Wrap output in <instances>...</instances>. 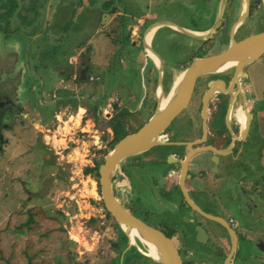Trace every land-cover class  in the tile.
<instances>
[{
    "label": "flooded vegetation",
    "instance_id": "1",
    "mask_svg": "<svg viewBox=\"0 0 264 264\" xmlns=\"http://www.w3.org/2000/svg\"><path fill=\"white\" fill-rule=\"evenodd\" d=\"M244 2V0H226L218 28L210 37L194 38L200 41L195 44L196 52L200 53L199 51L205 50V53L198 55L216 53L217 50L221 51L228 46L230 28L242 11ZM248 2V14L234 33L236 40L247 36L237 39L238 32L246 31L250 25L264 18V0H248ZM216 5L218 14L219 2ZM28 6V0H0V49L7 37V33L3 34V32L10 30L11 25H16L14 23L17 17L15 13L18 11L19 17L24 15L25 22L28 21ZM209 7L213 8V3L210 1ZM8 35L14 36L13 33ZM128 38L130 39V31ZM30 42L31 39L23 48V51L26 48L27 51L22 52V55L21 51L6 49L5 54L12 59L7 63L8 66L5 69H8L6 70L3 69L1 62L4 57H0V191L2 192L0 195L3 198L12 197L13 201L19 199L18 196L21 193H24L21 201H28L30 197L28 186L31 185L29 179L37 173L42 183L46 180L45 184L47 183L48 186L45 187V184L44 188L40 186L38 191L31 193L32 198L41 197V195L37 196L41 194L39 192L49 190L50 183L57 179V174L55 176L51 172L59 166L60 146H62L57 139L59 122L64 123L63 114L60 111L63 94H59L63 89L64 77L59 60L61 48L58 45L46 43L35 47L41 51L43 70L52 71L54 79L57 80L59 86H62L53 94L50 93L49 97L48 93L42 91L40 100L46 106V110L40 112L31 97L35 86L28 85V79H25V74H30L28 73ZM39 51L35 52L38 58L40 57L38 56ZM147 51L151 52L149 48ZM196 55L193 58L198 56ZM80 58L78 56V62ZM53 59H56V62H53ZM154 60L156 61L155 58ZM71 66H75L73 60H70L68 66L64 67L65 71ZM175 66L174 70L169 73L167 70L163 71L165 65L162 66V76L168 73L166 78L164 76L165 86L162 85L164 95L170 88L167 84L185 67L178 65L176 68ZM181 66L182 68L179 69ZM84 68L85 66H81L74 73L73 81L81 79ZM242 71L246 75L236 72L235 67L230 66L218 73L199 79L188 107L164 131L161 144L122 160L112 176L113 193L119 203L134 216L171 238L182 264H264V222L261 223L264 221V196H260V193L264 194V138L261 124L264 121L261 114V108H264V53L244 66ZM154 72V74L158 72L157 68ZM217 79L223 82L226 91L220 88L212 94L207 102L206 115L203 117L202 95L210 87V82ZM157 82L158 76L154 78L153 91L157 88ZM69 95L71 96L68 99L69 103L75 104L74 94ZM113 95L114 93L108 96L106 92L100 99L104 98L103 101L106 102ZM117 99L111 102V106L115 104V108L120 107L115 109L120 112L112 115L111 120H114L118 113L119 115L124 113L125 106L122 103L118 106ZM149 100L155 103L156 99L150 98ZM231 100L233 105L228 114ZM51 105H55L56 109L50 112L48 110ZM247 113L250 115L248 122ZM123 116L125 117L121 124H124L123 127L128 124L126 129H121L123 132L125 129V134L132 132L130 131L132 123L140 126L136 120H132V117L127 118L125 114ZM114 137L115 131L113 130L112 139ZM188 142H191L190 146ZM67 147L68 144H65L62 150ZM187 155L184 167L183 161ZM37 158L40 161L36 160ZM35 164L36 168L33 167ZM229 183L232 187H236L242 195L238 202L240 203L238 217L231 215L222 202L234 201L237 198ZM12 190L18 196H15ZM189 201H192L196 207L192 206ZM209 201H216L214 203L216 206L218 204L219 212L211 210ZM103 210V223L108 222L106 232L109 231L110 236L113 237L110 238L105 233L100 234L102 239H98L94 253L86 256L87 258H85L86 251L74 249L75 252L71 253L73 249L68 245L69 238L76 236L65 231L62 227L64 225L60 223L66 235L69 234V237L66 236L68 243L66 254L70 263L75 258V253H81V257H84L78 260H82L79 262L83 264L88 258V264H162L152 259L148 254L149 249L146 244L136 236H134V242H131L104 206ZM221 211L224 213H220ZM17 212L21 217L23 213L28 212V209ZM183 217L186 218V222L182 224L180 219ZM244 217L250 220V224L244 222ZM67 218V216L64 217V221ZM178 221L181 222L180 227L176 226ZM169 223H173V229L169 228ZM57 233L62 232L56 230L47 234ZM10 234L16 238L14 242L25 243L29 237L34 245L50 243L53 246V242L49 241L48 237L46 239L44 236L46 233L43 231L37 233L32 230H19L12 231ZM1 235L6 234L2 231ZM104 242L106 245L100 246ZM188 245L203 248L205 261L199 260L195 248L188 247ZM21 246V244L14 245L16 250L21 249ZM183 251H185L184 255ZM62 253L61 251L60 255ZM21 254L24 252L15 254V259L19 263H22ZM43 258H49L46 260L47 263L58 262L55 254L53 256L49 253H42L34 259L33 263ZM98 260L102 262H96ZM0 263H3L1 257ZM24 263L32 264L28 257Z\"/></svg>",
    "mask_w": 264,
    "mask_h": 264
},
{
    "label": "rangeland",
    "instance_id": "2",
    "mask_svg": "<svg viewBox=\"0 0 264 264\" xmlns=\"http://www.w3.org/2000/svg\"><path fill=\"white\" fill-rule=\"evenodd\" d=\"M209 1L210 3H213V8L209 7ZM218 2L219 0H162L159 4L155 5L154 10L156 11V14L154 15V17L147 21L146 27L152 22L157 21L158 18H165L171 19L185 26L196 28H210L215 23V17H217L216 4H218ZM204 11L208 14H211V17L208 19L202 17ZM28 17H30V15H28ZM16 21H14V23ZM96 22L98 21L96 20ZM92 24L93 23H91V25ZM95 26L96 25L88 26V30L76 31L74 33V37H83L85 34H89L94 30ZM262 30H264L263 17L262 20L261 18L258 20V23L250 25L246 31L238 32L236 34V38L239 39L245 35L256 33ZM8 31L3 32V34L7 33V37L5 38L6 41L3 43V46L0 49V57H4L1 61L3 64V69L8 66V62L12 61V59L5 54V52L7 51L6 49L10 51L14 50L16 52L21 51V55L22 52L26 53L27 48L24 49V51L23 48L28 43V21L25 22V19L22 20V18H20L19 23H17L16 25H11V28ZM129 31L130 29L128 27L127 31L123 29L122 31L118 32V35H116V38L113 40L112 46L106 45L104 49L103 47L101 48L103 51L110 50V53L108 54V60H110L109 63L104 64L105 69L102 67L100 69L102 71L101 73L105 74V80L107 82L105 90L107 91L108 96L110 94H113L114 92H117V94L120 95L122 104H124L125 106L123 110L124 113L120 115L118 113L117 117L114 118V120L110 119L112 115L114 116L115 113L120 112L119 110H115L120 107L113 109V107L111 106V102H113V100L120 98L117 95L116 97L112 96L113 98L110 97V99L107 100V104L105 107L106 109L104 110H101L104 98L98 100V107H100V112L96 111V108H94L95 106L89 99L86 98L82 100V98L78 99V97L74 101L75 104L73 103L67 106V111L64 112V110L60 109L61 113H64H62L64 123L59 122L60 125L57 127V139H59L58 142L62 143V146H60L61 150L59 155V166L51 172L55 176L57 174V181L54 180L53 183L51 182V187L46 192H39L41 194H38L37 196L41 195V197H33L31 201H21L24 197V193H21L18 196V194L13 190L12 192L14 193V195L19 197V199H16V201L11 200L13 199L12 197L3 198L0 195V232L4 231L6 236H9L10 234V231L7 230V221L9 219V214H11L12 212H16L17 214L14 215L15 219H25L27 215L23 213L22 215L24 216L22 217L21 215L20 217L17 211H26L27 209H31L33 207L43 208L47 214V217H52L60 220V223L64 225L62 226L63 229L67 232H70V234L73 233L72 235L76 236H72V238H69L70 242L69 244L67 243L73 249L71 250L72 254L73 252H75L74 249L86 251L87 254H85V258H87L89 255L94 253L95 246L98 244V239H102V237H100V234L105 233V235H107L108 237L110 236V232H106V229H108V222H106V224L103 223L104 218L102 217L104 216V210L102 203L100 202L97 176L93 173L84 174V169L99 162L100 155L103 150H110L112 131L115 127L120 126V129L122 130L123 128L126 129V127H128V124L126 125V127H123L124 124H121L124 121V114L127 116V118H131L136 112H131L130 109H133L135 106L137 107L138 103H140L141 101L142 104L137 110V114H144V116H141V118L137 117L135 119L141 125L145 122L149 114L155 108V103L149 100L150 98H153V96L151 94L145 95L144 93L145 89L143 86V81L147 78V64L144 63L141 58L139 59L140 52L144 50V44L140 43L139 46H135L133 42L128 38ZM9 33H13L14 36H9ZM164 35L165 34H161V31H159L154 40L153 49L161 58L173 61L174 65H176V68L178 67V65H188V63L191 62L192 59H194L193 56L195 54L198 55L205 53V50L199 51L200 53L196 52L195 44L199 43V40H195L194 38L192 39V37L187 36L181 32L176 33L177 37L175 39L172 36H169L168 39H165ZM20 42L22 45L20 44ZM225 44L226 43H224V45ZM96 49H100V47L96 46ZM218 51H220V49L217 50V52ZM30 52H36V48L34 47V45H32ZM138 53L139 56H137ZM29 64L30 67L28 65V73L30 74L28 75L26 73L25 79H28V85L35 86V90L31 96L32 101L37 105L40 112H45L46 106L41 103L40 94L42 93V91L48 93L51 90L58 89L59 84L53 76L49 75L46 69L43 70V62L41 61V59L36 57V54L33 56L30 55ZM142 65H144L145 68L144 72H141ZM182 66L179 67V69L182 68ZM98 68H100V63H97L96 70ZM63 80L66 81L67 77H63ZM80 80V82L84 81V79L82 78ZM83 87L80 89L81 92L79 94L86 96ZM62 92H65V90L61 91L60 93ZM73 93L74 91L71 90V93L68 92L66 95ZM50 95L51 94L48 93L47 96L49 97ZM79 106L85 109V113L81 115V117L79 116V114L77 115ZM53 109H56L55 105L49 106L48 111L51 112V110ZM94 123L95 126H93ZM130 127V131H133V126L131 125ZM64 141L65 143L63 144ZM61 143L59 144L61 145ZM65 144H68V147L62 150ZM36 160L40 161L39 158H37ZM33 167L36 168V164L33 165ZM29 181L31 184L28 186L29 189H40V186L44 188V184L46 182L45 180L42 183V180L38 173L32 176ZM230 186L231 188H233L232 190L236 194L237 198L234 201L222 202L225 204L231 215L238 217V205L240 204H238V202L240 201L242 195L236 187H232L231 184ZM1 193L2 192L0 191V194ZM260 196L263 197L264 194L260 193ZM214 202L216 201H209L208 204H211V210L219 212L217 207L218 204L216 206ZM19 203H23V205H19ZM220 213L224 212L221 211ZM66 216L68 218L66 219V221H64V217ZM39 217L43 216L39 215ZM185 220L186 218L184 217L180 219L182 224L186 222ZM243 220L247 224H250V220H247L246 217H244ZM180 221H178V225H176L177 227H180ZM263 222L264 221H261V223ZM42 224L45 223L42 222ZM169 228H174L173 223H169ZM41 230L42 228H37L36 230L32 231L40 233ZM50 235L53 237H51ZM50 235L48 236V239L54 244L56 241H58V239L60 240L58 233ZM67 236L69 237V234H67ZM112 237L113 236H110V238ZM179 238L181 239L180 236ZM29 241L30 240L28 238V242ZM38 245L39 247H43L46 245H50V243L46 245ZM105 245L106 244L104 242L100 246ZM52 247H54V245ZM188 247L195 248L197 258L199 260L205 261L206 258L203 248L191 245H188ZM62 248L64 253V247L62 246ZM57 253H60V250H58ZM184 253L185 251H183V255ZM7 256L8 253L3 250L0 256L3 263L0 264H23L26 260V257H28V259L30 258V256H21L22 263H19L18 260L15 259V256L6 258ZM74 256L75 258L71 260V263L69 260L68 262L70 264L81 263L79 261L82 260H78V258L80 259L81 257V253H75ZM74 260L76 261L74 262ZM88 261L89 258L84 263L88 264ZM96 262H102V260H98Z\"/></svg>",
    "mask_w": 264,
    "mask_h": 264
},
{
    "label": "crops",
    "instance_id": "3",
    "mask_svg": "<svg viewBox=\"0 0 264 264\" xmlns=\"http://www.w3.org/2000/svg\"><path fill=\"white\" fill-rule=\"evenodd\" d=\"M161 1L162 0H28V15H30V17H28V40L31 39V42L28 45V65L30 67V55L33 56L36 54L34 52H30L32 45H34V47H36V45L41 46V44L44 43L58 45L59 48H61L59 60L62 64L60 65L63 69L62 74L65 78L67 77L66 81H62L63 89L61 91L65 90V92L59 93L63 94L62 110H64V112L67 111V106L70 105L68 99L71 96L66 94L72 90L74 91L73 94H75V99L77 97L78 99L82 98V100L86 98L89 99L95 106L94 108H96V111L100 112L98 100H100L102 95L106 94L107 92L105 90L107 86L105 74L101 73L102 71L100 69L101 67L104 68V64H108L110 61L108 60V54L110 53V50L103 51L101 48L103 47L104 49L106 45L112 46L113 40L116 38V35H118V32L122 31L123 29L127 31V28L129 27L130 39L133 41V44L135 46H139L141 42L144 44V50L140 52L139 57V59L141 58L144 63L147 64H145L147 69V81L145 79L143 81V86L145 89L144 93L145 95L151 94L155 100L157 88L153 91V86L154 78L156 76L159 78V68L154 58L147 51L149 48L148 45L153 49V43L159 31H161V34H165V39H168L169 36H172L175 39L177 37L176 33L180 32L175 25H178L186 30H192L196 32H204L208 29L185 26L171 19L165 18H158L157 21L152 22L146 27L147 21L156 14V11L154 10L155 5L159 4ZM15 15H17V21L15 20V23L17 24L20 21L19 12L17 11ZM216 16H218L217 13ZM202 17L208 19L211 17V14H208L204 11ZM21 18L22 20L25 19L24 15H21ZM216 18L217 17H215V21ZM96 20L98 22H96ZM91 23H93L92 25H96L93 31H91L89 34H85L83 37H74V33L76 31L88 30V26H92ZM141 32L142 34L140 35ZM148 32H150L149 40L147 39ZM96 46H99L100 49H96ZM36 50L39 51L38 49ZM40 52L41 51L38 52V56H40L39 59H41ZM78 56L81 57L79 62L77 61ZM137 56H139V53ZM70 60L74 61L75 66L69 67L67 69L68 74H66L67 71H65L66 68L64 67L68 66ZM162 60L164 61L165 65L163 71L167 70L169 73V71L174 70L173 61L163 58ZM53 62H56V59H53ZM97 63H100V68L96 70ZM81 66H85L81 74V78L84 79V81L80 82L81 80H71L74 73L77 72ZM156 68L158 72L154 74V69ZM144 70V65H142L141 72H144ZM47 72L50 76L54 77L52 71L49 72L47 70ZM180 72H178L174 76V79L170 81L169 84H167L170 88L172 87L175 78ZM168 73L164 75L165 78L168 76ZM164 76L162 78L163 86H165ZM256 78L258 79V75ZM167 82L169 81L167 80ZM82 87L85 90L84 93L86 96L79 94ZM55 91L57 90H51L48 93L53 94ZM259 94L260 92L257 93L258 97L260 96ZM116 95L120 97L117 92H114L113 97H116ZM117 101L119 102L118 106H121V97L117 99ZM106 102H104L101 106V110L106 109ZM141 104L142 103L140 101L137 107L135 106L133 109H130L131 112H136L132 116L133 121L137 117L141 118V116H144V114H137V110ZM261 109V114L264 118V108ZM78 112L79 116L81 117V115L85 113V109L79 106ZM261 124L264 138V121ZM28 190L30 191V197L28 198V201H31L33 196L31 193H35L38 191V189L28 188Z\"/></svg>",
    "mask_w": 264,
    "mask_h": 264
},
{
    "label": "water",
    "instance_id": "4",
    "mask_svg": "<svg viewBox=\"0 0 264 264\" xmlns=\"http://www.w3.org/2000/svg\"><path fill=\"white\" fill-rule=\"evenodd\" d=\"M244 1L241 13L230 28V42L228 46L217 53L197 56L189 62L175 78L172 87L166 94L164 103H161V97L158 95L159 86L162 90V66L164 65V61L158 53L148 45L160 61V65L157 64L159 68V78L157 82L155 108L142 125L137 126L132 123L134 131L125 134L109 151L103 150L100 155L101 163L98 165V185L100 190L99 197L104 208L112 215L115 222L119 225L120 229L127 234L131 242H134V236H136L143 243L146 242L152 245L157 256L155 258L150 253L148 254L152 259L162 264H182L172 239L157 228L134 216L119 203L113 193L112 176L122 160L143 153L161 144L164 138V131L169 127L171 122L188 107L199 79L213 73H218L230 66H234L236 72L246 75L242 71V68L258 59L264 53V30L249 34L239 40L234 38L236 28L248 14L249 2L248 0ZM225 4L226 0L220 1L218 16L215 23L204 32L186 30L178 25H174L180 32L192 38L202 39L210 37L213 31L219 26L220 19L224 13ZM223 85L221 80L217 79L211 81L210 87L203 93L201 98V112L203 117L206 115L207 102L212 94L220 88L226 91ZM163 95L162 91V96ZM232 105L233 102L231 100L227 111L228 114ZM113 109H115V104H113ZM249 116V113H247V122ZM241 135L243 136V134ZM190 144L191 142H188L189 146ZM212 149L216 151L215 148ZM190 151L189 153L192 152ZM188 155L183 161L184 167L186 166ZM47 186L46 183L45 187ZM189 203L196 207L192 201H189ZM202 213L207 215L204 212Z\"/></svg>",
    "mask_w": 264,
    "mask_h": 264
},
{
    "label": "trees",
    "instance_id": "5",
    "mask_svg": "<svg viewBox=\"0 0 264 264\" xmlns=\"http://www.w3.org/2000/svg\"><path fill=\"white\" fill-rule=\"evenodd\" d=\"M120 128H121L120 126L119 127L117 126L114 128L115 137L110 142V149L125 134V132H123ZM100 163L101 161L99 160V162H97L95 165L86 167L84 169V174L93 173L97 176V167ZM15 214L17 213L12 212L9 215V219L7 221V230H9L10 232L19 231V230L31 231V230H36L37 228L38 229L42 228L41 231L46 233L44 234L46 239L50 235V234H47L48 232L60 230V232L62 233L58 234V236L60 237V240L58 239V241H56L55 244L53 243L54 247L52 248H51L52 245H50L49 247L47 246L39 247V245H34L32 244L31 241L28 242L29 237H27L25 243H21L19 241L14 242V239L16 238L14 236L12 237L11 234H9V236L1 235L0 236V252L4 250L6 253H8V256L6 258L10 256H15V254H18L20 252H24V254H21V256H26L25 254H27L28 256H30L29 259L31 260V263L34 264L33 261L36 257H39V254L49 253V254H52L53 256L55 254V258L56 259L58 258V262L55 264H70L68 262L69 259L66 254V246H67L66 236L67 235L65 231L62 229L60 222H58L56 218H48L45 210L40 207H33L31 209H28V212H26V215L28 214L26 219H21V218H20L21 220L15 219L14 217ZM39 215H42L43 217H39ZM42 222H44L45 224H42ZM19 244L22 245L21 249L16 250L14 245H19ZM62 246L64 247V253L60 255L61 251L63 252ZM58 250H60V253H57ZM35 264H52V263H47L46 259L43 258V259H40L39 262Z\"/></svg>",
    "mask_w": 264,
    "mask_h": 264
},
{
    "label": "bare ground",
    "instance_id": "6",
    "mask_svg": "<svg viewBox=\"0 0 264 264\" xmlns=\"http://www.w3.org/2000/svg\"><path fill=\"white\" fill-rule=\"evenodd\" d=\"M151 32V31H150ZM150 32H148V34H147V39L149 40V37H150ZM148 42V41H147ZM150 49V48H149ZM150 51H151V49H150ZM152 52V51H151ZM150 52V53H151ZM153 53V52H152ZM152 53L150 54L152 57L155 55L154 53V55H152ZM154 58L156 59V62H157V64L158 65H160L159 63H160V61H159V59H158V57L155 55L154 56ZM158 95H159V97H161V103H164L165 102V98H166V95H163L162 96V90H161V88H160V86L158 87ZM73 234V233H72ZM145 244H146V246L148 247V249H149V253L152 255V256H154L155 258H156V256H157V253H156V251L154 250V248H153V246L152 245H150L149 243H146V242H144Z\"/></svg>",
    "mask_w": 264,
    "mask_h": 264
}]
</instances>
